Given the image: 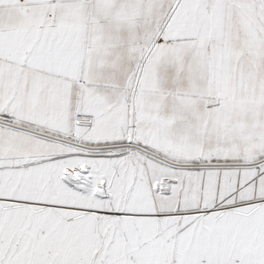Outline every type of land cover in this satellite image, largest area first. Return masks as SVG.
Wrapping results in <instances>:
<instances>
[{
  "label": "snow or ice",
  "instance_id": "obj_1",
  "mask_svg": "<svg viewBox=\"0 0 264 264\" xmlns=\"http://www.w3.org/2000/svg\"><path fill=\"white\" fill-rule=\"evenodd\" d=\"M0 264H264V0H0Z\"/></svg>",
  "mask_w": 264,
  "mask_h": 264
}]
</instances>
